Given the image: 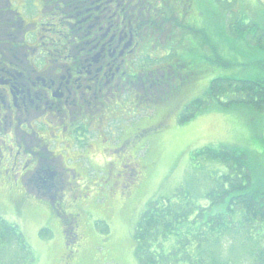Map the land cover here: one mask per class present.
I'll use <instances>...</instances> for the list:
<instances>
[{
  "label": "trees",
  "instance_id": "trees-1",
  "mask_svg": "<svg viewBox=\"0 0 264 264\" xmlns=\"http://www.w3.org/2000/svg\"><path fill=\"white\" fill-rule=\"evenodd\" d=\"M105 1L108 0H0V69L15 68L25 62L37 65L44 56L50 57L51 52L68 54L66 47L75 43L78 33L76 26L69 24L76 20L71 16L80 10L85 11V15L106 17L110 15L107 10L121 2L111 12L117 11L121 18L126 15V20L132 16L137 18L139 35L147 38L141 40L143 54L149 53L142 59L143 63L150 64L147 68L164 58H169L164 67L169 64L171 70L175 65L170 58L181 62L180 95L167 108L170 112L182 104L176 116L178 123L192 119L195 112L211 101L222 106L243 105L264 111V0H255L259 5L253 7L252 13L246 0H112L104 4ZM24 7L27 18L22 15ZM255 11L261 12L263 18ZM143 14L151 18L148 25L143 21ZM154 17L159 18L162 30L166 22L171 34L179 31L180 38L175 45L171 39L165 49L163 45L158 46L151 29ZM196 21L205 24L198 28L199 33H194L191 27ZM94 32L98 35L97 30ZM213 33L218 40L227 38L236 43L235 40L240 39L243 43H253L259 53L252 63L246 62L243 77L229 72L216 75L197 96L185 99L194 75L209 71L213 64H231L216 52L219 42ZM91 35L92 31L82 38L93 37ZM194 35L200 37L197 43L192 39ZM190 41L194 49L189 48ZM202 46L210 49L211 54L202 51L197 59L193 53H199ZM30 48L34 52L31 53ZM226 48L230 49L228 45ZM0 75H3L1 71ZM166 116V112L158 114V120ZM136 133L139 135L131 136L132 144L144 139H139L140 131ZM135 158L141 162L138 154ZM190 158L196 164L193 167L208 180L207 187L202 194L190 186L179 187L169 196H156L146 202L132 231L136 262L264 264V170L259 171L257 163L238 146H204L191 151ZM141 159L145 160L144 156ZM209 164L213 167L207 168ZM13 205L18 213L16 209L22 205L18 202ZM5 215L0 206V264H33L29 241L19 225ZM44 233L45 229H41L40 234ZM72 255L74 253L70 258Z\"/></svg>",
  "mask_w": 264,
  "mask_h": 264
},
{
  "label": "flooded vegetation",
  "instance_id": "flooded-vegetation-1",
  "mask_svg": "<svg viewBox=\"0 0 264 264\" xmlns=\"http://www.w3.org/2000/svg\"><path fill=\"white\" fill-rule=\"evenodd\" d=\"M120 5L121 2L110 7L107 10L110 15L106 17L85 15V11L80 10L71 16L76 20L69 24L71 27L75 25L78 33L75 43L66 47L68 54L62 56L51 52L50 57L44 56L37 65L25 62L18 63L15 68L0 69L3 73L0 75V115L9 110L3 123L0 122V135L7 138H0V168L3 166L1 160L8 154L12 155L14 160L9 162V169L14 171L18 167L16 173L21 177L18 183L23 189H18L20 192L16 196L12 192L10 200L14 203L19 199L24 201L21 212L32 210L29 211L32 216H45L48 221L42 229L47 228L52 232L55 225L59 227L64 262L77 249L75 234L66 221L73 223L91 211V208H86V187H81L79 194L72 196L70 205L65 203V195L64 198L61 196V191L68 190L71 183L77 184L80 180L79 184L87 185L81 176L86 170L80 163L87 159L89 166H92L89 161L94 142H86V131L96 132L97 137L103 140L98 125L105 121L111 124L118 121L123 123L121 130L132 132L130 137L132 134L139 135L136 132L140 131L139 139L144 138L143 143L134 146L142 148L150 135L161 133L159 125L166 118L156 121L158 114L166 112L168 116L171 115L169 118L176 119L182 109L179 105L167 112L168 106L180 95L181 75L177 76L175 84L169 83L174 85L171 87L165 84L170 78L171 65L168 64L160 75L159 70L164 67L155 64L147 68L150 64L143 63L142 59L149 53L144 55L142 52L137 18L132 16L126 20V15L121 18L117 11L111 12ZM90 31L93 37L83 39L82 36L90 34ZM30 51L34 52L31 48ZM127 84L129 90L127 87L122 89ZM118 88L122 89L121 94ZM102 91L110 95L103 93L101 96ZM140 103H146L152 111H147L148 114L142 116L140 122L126 123L125 126V121L140 114ZM83 106L90 108L89 112L82 113L81 109H85ZM150 115L157 117L147 120ZM51 119L55 122H51ZM6 127L8 132L4 134ZM55 130H58L57 134ZM131 139L129 149L133 148V137ZM8 141L10 146H7ZM111 141L109 138L107 142ZM121 146L122 152L127 151ZM104 152L109 154V149L105 148ZM131 158L135 165L139 163L135 154ZM119 167L128 170L127 165L120 164ZM104 168L108 174H117L118 169L115 170L110 162L106 161ZM7 171L2 168L0 174H7ZM25 184L29 189L26 190ZM57 192L60 194L54 198Z\"/></svg>",
  "mask_w": 264,
  "mask_h": 264
},
{
  "label": "rangeland",
  "instance_id": "rangeland-1",
  "mask_svg": "<svg viewBox=\"0 0 264 264\" xmlns=\"http://www.w3.org/2000/svg\"><path fill=\"white\" fill-rule=\"evenodd\" d=\"M246 1L251 13L255 10L253 7L259 5L255 0ZM21 10H23L24 14L22 15L25 17L27 8L24 7ZM255 12H257L258 17L263 18L261 12ZM154 18L156 20L152 19L151 24H154V26L151 29L155 32L153 37L157 39L158 46L163 45L165 49L167 47L165 45L166 42L171 39H174L172 43L175 45L180 38L179 31L171 34L170 26L166 22V28L163 31L158 23L159 18ZM150 19L147 14H143L145 24L148 25ZM204 26L205 24L201 21L191 24L194 33H199L198 28ZM213 36L219 42L218 44L217 42L215 43L218 45L216 52L220 56L223 55L231 64L229 66L213 64L207 72H198L194 76L191 74L193 80L187 86L185 99L198 95L216 75H224L229 72L232 75L243 77L244 70H246V62L252 63V60L259 53L253 43H243L240 39L235 40L236 43H234L229 42L227 38L218 40L214 33ZM141 38L143 41L147 40V38ZM192 39L197 43L200 37L195 36ZM193 41H190V49H194ZM141 44L143 43L141 42ZM224 44H226V47L228 45L230 49L224 47ZM202 51L203 53L211 54L210 49H206L203 46L198 50L199 53L195 51L193 54L198 56L197 59H200V55L203 54ZM160 54L163 55L164 52L162 51ZM170 59L174 60L172 63L175 66L174 69L170 70V78L168 82L165 81V84H175L177 76L181 74L182 70L180 68L181 62L178 59L176 60L174 57ZM168 60L169 58L166 60L164 58L162 62H157L156 64L164 67L165 62ZM166 69L167 67H164L159 70V75ZM169 85L171 87L174 86L172 84ZM127 86L128 84L122 89ZM163 88L164 91L167 90L165 85ZM111 89L113 93L114 84ZM122 89L118 88L117 91L121 94ZM127 90H129L128 87ZM183 90H186V87ZM103 93L110 95L102 91L101 96H103ZM121 100L123 101L124 99L121 98ZM109 102L112 104L110 99ZM138 106L140 114L135 117L132 116L130 120L125 121V126L126 123L132 122V124H136L140 122L142 120L140 118L148 114L146 110L152 111L151 108L147 107L146 103H140ZM204 106L195 112L194 117L187 122L174 124L176 122L174 117L169 118L171 115L166 117L165 121L159 125L161 133L150 135L147 139L148 142L143 144L144 148L142 147V150L138 146H134L138 143L142 145V140L133 144V148L129 149L132 132L121 130L120 125L123 126V123H118V121L114 122V124L105 121L98 125L101 128L100 133L103 134V140H101L100 136L97 137L96 132L86 131V142H94L93 155L89 161L92 166L88 165L87 159L80 163L82 168L86 170L81 176L84 178V182H87V185L79 184V180L77 184H69L68 190L61 191V196L65 195V198L63 197L65 203L70 205L72 196L79 194L81 187H86L88 189L86 208L89 210L91 208V211L85 217L83 214L78 221L73 223L70 220L66 221L73 235L75 234L77 241V246L75 245L77 247L76 252L69 259V262H64L62 258L64 250L61 245L62 240L58 226L55 225L52 228V232L46 228L45 233L41 235L40 230L43 224L48 221L45 216H32V213L28 210L21 212V206L17 209L15 207L18 213L14 211V203L10 199L12 198V192L15 196L20 192L18 189L21 187L18 181L21 180V177L16 173L18 167L14 171L9 169L11 166L9 162L14 160L12 155L8 154L7 157L2 159L3 166L0 170L6 168L8 171L7 174H0V206L4 214H6V219L16 222L29 241L34 255L33 264H138L132 252V231L134 223L146 202L156 196H169L179 187L186 188L190 186L194 191L202 194V191L208 185V180L204 177V174L194 168L196 164L190 158L191 151L209 145L238 146L244 149L248 153L249 158L257 163L259 171L264 170V111H255L243 105L222 106L213 101L206 103ZM83 108L85 109H81L82 113L89 112L90 108L85 106ZM77 109L78 107L76 106ZM8 114L9 110L0 115L1 123H3L4 116H8ZM51 115L55 119V114L52 113ZM156 117V115H150L147 120L155 119ZM7 120L5 117L6 123H8ZM51 122L55 121L51 119ZM6 129L4 134L8 132L7 127ZM56 131L58 130H55V134H57ZM3 136V134L0 135V138L6 140L7 138ZM109 138L114 140L108 143ZM9 142H7V146H10ZM118 144H122L121 147L126 148L127 151L122 152ZM105 148L109 149V154L104 152ZM55 149L58 148L56 147ZM133 154L140 156L143 164L140 163L143 167H140V163L134 164L135 161L131 158ZM143 156L145 160L141 159ZM137 160L139 159H136V162ZM106 161L112 163L115 170L118 169L116 171L117 174L115 172H112L111 176L106 174V169L104 168ZM120 164L127 165L128 170L121 169V166L119 167ZM144 165L146 166L144 167ZM206 167L212 168L213 165L209 164ZM103 174L107 177H104ZM24 177H22L23 180ZM98 185L99 187H97ZM25 187L26 190L29 189L26 184ZM130 189H132V192H130ZM21 190L23 189L21 188ZM59 194L57 192V195H53V197L57 198ZM17 198H20V196H17ZM18 203L24 204L21 199L18 200ZM62 228L65 227L62 226ZM75 246L72 248H75Z\"/></svg>",
  "mask_w": 264,
  "mask_h": 264
},
{
  "label": "bare ground",
  "instance_id": "bare-ground-1",
  "mask_svg": "<svg viewBox=\"0 0 264 264\" xmlns=\"http://www.w3.org/2000/svg\"><path fill=\"white\" fill-rule=\"evenodd\" d=\"M247 95V94H246ZM239 97V96H238ZM241 98V97H240ZM223 105V104H222ZM203 107H205V106H203ZM194 109V108H193ZM98 147V146H97Z\"/></svg>",
  "mask_w": 264,
  "mask_h": 264
}]
</instances>
